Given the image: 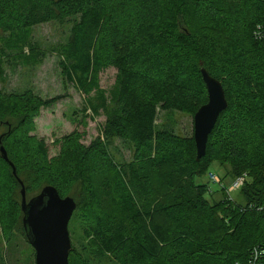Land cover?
Returning <instances> with one entry per match:
<instances>
[{"label": "trees", "instance_id": "trees-1", "mask_svg": "<svg viewBox=\"0 0 264 264\" xmlns=\"http://www.w3.org/2000/svg\"><path fill=\"white\" fill-rule=\"evenodd\" d=\"M47 23L72 24L58 49L62 75L86 97L83 112L106 120L89 145L74 133L50 157L32 134L59 98L0 90L1 145L17 172L0 152L6 233L20 224L27 240L21 180L27 200L52 186L77 203L70 264H248L264 251V0H0L10 49L24 54L29 31ZM111 68L115 84L103 89ZM203 69L222 83L228 108L198 162L194 134L159 129L157 119L194 118L208 102ZM114 141L132 148V162L116 161ZM213 165L229 184L248 175L244 203L201 183Z\"/></svg>", "mask_w": 264, "mask_h": 264}, {"label": "rangeland", "instance_id": "rangeland-1", "mask_svg": "<svg viewBox=\"0 0 264 264\" xmlns=\"http://www.w3.org/2000/svg\"><path fill=\"white\" fill-rule=\"evenodd\" d=\"M71 29V23H47L32 28L28 34L27 47L24 49L25 55L21 54L18 49L7 47L6 41L11 39L9 35L0 36V57L3 60L0 90L9 94L32 90L44 99L59 98L52 108L42 110L40 116L35 119L36 131L32 134L45 142L50 157L60 152L58 142L74 133H82L83 143L89 145L98 137L106 120L104 116L93 118L90 112H83L86 97L73 84H67L62 75L58 49L69 41ZM20 43L24 44L25 40ZM32 48H35V53H39L36 57H33L35 53L30 51ZM116 75L117 71L114 68L103 72L100 76L101 87L103 89L112 88ZM157 126L159 129L169 128L182 137H190L194 134V118L178 111L169 113L161 111L158 115ZM6 131L7 127L1 125L0 136ZM112 153L119 164L134 160L132 148L120 141H114ZM227 172L213 165L209 173L217 174L221 181L229 186V178L223 180ZM200 181L207 183L215 194L219 193L220 196L222 193V186L211 181L209 174ZM232 199L237 203H244L240 191L233 192ZM76 225L75 220L69 225L72 241H77L80 237V235L73 234L77 230ZM3 227L0 224V264L35 263L34 250L25 239L20 224L8 233ZM98 264L113 263L103 260Z\"/></svg>", "mask_w": 264, "mask_h": 264}, {"label": "water", "instance_id": "water-1", "mask_svg": "<svg viewBox=\"0 0 264 264\" xmlns=\"http://www.w3.org/2000/svg\"><path fill=\"white\" fill-rule=\"evenodd\" d=\"M202 75L208 91V102L194 116L198 162L205 157L209 137L219 117L228 108L222 83L211 77L205 69ZM0 152L16 176V169L2 145ZM19 182L22 187L23 228L28 243L36 253L35 264H70L73 245L69 225L77 203L72 197L62 198L52 186L45 187L39 195L27 200L26 188L21 180Z\"/></svg>", "mask_w": 264, "mask_h": 264}, {"label": "built area", "instance_id": "built-area-1", "mask_svg": "<svg viewBox=\"0 0 264 264\" xmlns=\"http://www.w3.org/2000/svg\"><path fill=\"white\" fill-rule=\"evenodd\" d=\"M209 179L214 183H219L222 186V190L226 193V200L230 203H237L232 199V193L240 191L246 184L248 180V175L243 174L232 181L229 186H226L221 178L217 174L209 173ZM239 204V203H238ZM249 209H254V205H250ZM262 210V208H260ZM264 251L260 248H255L254 252L251 254V258L248 264H260V259L263 257Z\"/></svg>", "mask_w": 264, "mask_h": 264}, {"label": "flooded vegetation", "instance_id": "flooded-vegetation-1", "mask_svg": "<svg viewBox=\"0 0 264 264\" xmlns=\"http://www.w3.org/2000/svg\"><path fill=\"white\" fill-rule=\"evenodd\" d=\"M34 250V249H33ZM34 253H35V250H34ZM36 260V253H35V257H34V261Z\"/></svg>", "mask_w": 264, "mask_h": 264}]
</instances>
